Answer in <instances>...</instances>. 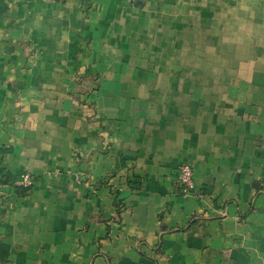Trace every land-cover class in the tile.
<instances>
[{"label": "crops", "instance_id": "crops-1", "mask_svg": "<svg viewBox=\"0 0 264 264\" xmlns=\"http://www.w3.org/2000/svg\"><path fill=\"white\" fill-rule=\"evenodd\" d=\"M0 264H264V0H0Z\"/></svg>", "mask_w": 264, "mask_h": 264}, {"label": "built area", "instance_id": "built-area-1", "mask_svg": "<svg viewBox=\"0 0 264 264\" xmlns=\"http://www.w3.org/2000/svg\"><path fill=\"white\" fill-rule=\"evenodd\" d=\"M194 170L191 164L181 163L178 166V174L176 179V188L182 195H187L191 193L194 189L193 181ZM32 177L29 174H22L19 184L23 187H31Z\"/></svg>", "mask_w": 264, "mask_h": 264}, {"label": "rangeland", "instance_id": "rangeland-1", "mask_svg": "<svg viewBox=\"0 0 264 264\" xmlns=\"http://www.w3.org/2000/svg\"><path fill=\"white\" fill-rule=\"evenodd\" d=\"M75 81H76V87L74 88V92L73 93H74V96L78 97L77 100H79L80 97H79L78 93L82 92L81 84H84L86 82V80H85L84 77H81L80 75H77V77L75 78ZM75 91H77V92H75Z\"/></svg>", "mask_w": 264, "mask_h": 264}, {"label": "trees", "instance_id": "trees-1", "mask_svg": "<svg viewBox=\"0 0 264 264\" xmlns=\"http://www.w3.org/2000/svg\"><path fill=\"white\" fill-rule=\"evenodd\" d=\"M25 188H29V187H25Z\"/></svg>", "mask_w": 264, "mask_h": 264}]
</instances>
